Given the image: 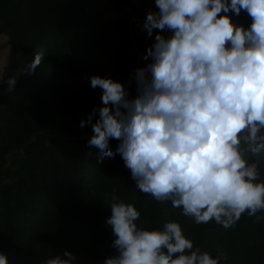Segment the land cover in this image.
<instances>
[{"label":"clouds","instance_id":"1","mask_svg":"<svg viewBox=\"0 0 264 264\" xmlns=\"http://www.w3.org/2000/svg\"><path fill=\"white\" fill-rule=\"evenodd\" d=\"M154 7L141 25L148 37L159 30L141 57L148 62L129 73L135 96L111 77H88L102 91L101 106L79 121L91 127L86 145L98 162L119 154L140 193L170 201L195 224L228 229L244 213L264 219L257 215L264 180L253 159L264 157V0H154ZM242 11L246 26L232 19ZM41 56L26 65L29 74ZM15 82L7 78L9 91ZM106 197L115 254L101 264H221L220 255L194 247L179 222L139 227L132 203L115 191ZM75 260L65 250L40 264ZM0 264H9L2 251Z\"/></svg>","mask_w":264,"mask_h":264},{"label":"trees","instance_id":"2","mask_svg":"<svg viewBox=\"0 0 264 264\" xmlns=\"http://www.w3.org/2000/svg\"><path fill=\"white\" fill-rule=\"evenodd\" d=\"M145 1L0 0V36L8 37L10 47L6 70L16 81L11 91L0 84V251L9 264H40L65 250L76 255L74 264H101L114 255L105 224L111 215L106 194L113 191L140 212L139 227L177 221L194 247L220 255L221 264H264V219L244 213L228 229L214 221L195 224L170 201L140 193L119 154L98 162L87 139L48 144V136H39L26 147V157L7 158L46 129L65 137L92 134L90 126H78L101 106L102 90L91 88L88 77L129 80L139 52L159 31L148 37L131 28L132 19L143 21L149 11ZM38 52L41 62L29 74L26 65ZM118 142L110 138V147ZM253 159L264 180V157Z\"/></svg>","mask_w":264,"mask_h":264},{"label":"rangeland","instance_id":"3","mask_svg":"<svg viewBox=\"0 0 264 264\" xmlns=\"http://www.w3.org/2000/svg\"><path fill=\"white\" fill-rule=\"evenodd\" d=\"M145 5L148 10H155L154 0H146ZM128 13L129 15H132L130 11ZM130 25L133 30L137 28L141 29L142 23L137 22L136 19H132L130 21ZM9 48L10 47L8 43V37H6L5 35H1L0 36V84L6 83L7 78L10 76L9 72L6 70V63H7V56L9 53ZM147 62L148 61L141 59L140 61H138L136 68L144 66ZM123 85L127 88L129 97L131 96V94H134L133 93V91H135L134 90L135 89L134 80H132L131 82H129L128 80ZM90 136H87L85 138L88 139Z\"/></svg>","mask_w":264,"mask_h":264},{"label":"water","instance_id":"4","mask_svg":"<svg viewBox=\"0 0 264 264\" xmlns=\"http://www.w3.org/2000/svg\"><path fill=\"white\" fill-rule=\"evenodd\" d=\"M39 136H48L49 137L48 138V144H50L52 141H56V140H76V141H83V140L86 139L83 136H80V137H65V136H61L56 131L47 130L46 129L41 134L34 136V140L32 142L28 143L27 145H25L24 148L22 149V151H21V149L19 147H17V149L15 151H12V152H10L7 155V158H9L10 156H14L16 154H20V153H22V156L23 157H26V154H25L26 147L32 145L33 143H37Z\"/></svg>","mask_w":264,"mask_h":264},{"label":"built area","instance_id":"5","mask_svg":"<svg viewBox=\"0 0 264 264\" xmlns=\"http://www.w3.org/2000/svg\"><path fill=\"white\" fill-rule=\"evenodd\" d=\"M229 15H231V13H229ZM232 19L236 22V23H239V24H244L245 26L247 25V23L249 22L250 18L247 16L246 13H244L243 11L240 13L239 16H233ZM137 22H141L143 23L142 20H137ZM142 53L139 52V61L142 59Z\"/></svg>","mask_w":264,"mask_h":264}]
</instances>
